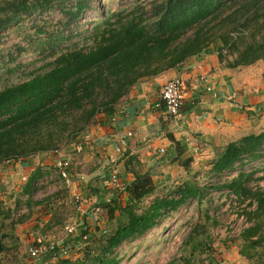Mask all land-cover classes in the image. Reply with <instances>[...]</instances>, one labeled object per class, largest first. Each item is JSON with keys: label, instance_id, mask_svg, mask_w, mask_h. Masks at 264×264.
<instances>
[{"label": "trees", "instance_id": "obj_1", "mask_svg": "<svg viewBox=\"0 0 264 264\" xmlns=\"http://www.w3.org/2000/svg\"><path fill=\"white\" fill-rule=\"evenodd\" d=\"M68 1L70 5L64 7ZM93 2L96 0H0V38L25 19L55 6L67 17V25L91 10ZM120 13H115V23L94 32L89 46L73 45L42 66L43 71L0 89V167L59 151L64 137L71 140L75 134H86V128L98 116L109 115L135 84L177 69L202 52L217 51L221 61L226 58L223 50L235 55L225 64L232 69L257 61L264 66V0H144ZM243 31H248V37L239 36ZM174 145L179 165L189 172L192 159L182 158L180 144ZM218 151L210 172H237L235 177L203 186L185 180L161 196L155 195L157 188L149 171H143L137 157L129 156L125 169L132 180L123 192L114 190L112 198L100 204L110 229L98 234L85 228L79 238H69L61 248L74 250L80 242H89L86 257L96 247L94 255L73 264H120L115 250L123 244L144 236L189 200L199 205L211 192L226 191L239 205L248 202L239 212L245 222L238 235L239 255L251 264H264V191L248 188L253 173L242 170L246 163L264 156V130L229 142ZM49 168L35 169L24 187L27 194ZM90 190L97 196L96 190ZM121 193L126 195L125 204L116 206ZM47 203L48 199H41L33 207L46 209ZM208 240L206 226L197 222L183 246L189 255L204 253ZM51 253L48 258L61 257L60 248ZM66 263L58 259L56 264Z\"/></svg>", "mask_w": 264, "mask_h": 264}, {"label": "rangeland", "instance_id": "obj_2", "mask_svg": "<svg viewBox=\"0 0 264 264\" xmlns=\"http://www.w3.org/2000/svg\"><path fill=\"white\" fill-rule=\"evenodd\" d=\"M140 1L144 0H96L91 10L83 12L78 19L67 25L65 24L67 17L62 15L59 6H55L51 11L25 19L9 29L10 33L0 38V89L23 82L43 71L42 66L73 45L89 46L95 31L115 23L116 12L120 13ZM70 3L71 1L64 2L62 5L68 7ZM39 29L42 30L40 34L36 32ZM248 35V31H243L239 36ZM232 36L236 37V34ZM234 56L228 53V58H224L223 62L226 64L232 61ZM250 66L254 67L255 75L253 73L251 77L256 87L264 86L263 63L257 61ZM262 91L264 97V89ZM259 94L261 95L260 92ZM261 105H264V102H261ZM244 112L248 126L232 141L264 130V114L261 111L260 116L252 111V115L247 114L248 110ZM91 127L92 125L86 129L89 130ZM71 137V140L70 136L64 137L58 145V154L67 161L65 162L69 180L70 175L74 178L81 176L83 171L88 172L90 168L88 164L81 165L85 163L84 157L90 151L89 146L85 147L83 153L75 154L76 145L83 143V140L79 133ZM222 148L224 146L218 150ZM220 152L217 151L216 154ZM58 154L54 152L37 154L0 167V264H56L58 259L67 260L66 264H73L79 259L92 257L97 248H91L87 257L84 249H89V242H80L74 250H67V255L61 257L48 258L52 253H46L32 258L29 250L37 244V239L43 246L52 241L59 244L63 239L69 241L70 239L64 238L67 225H72L76 229L71 241L79 238L85 228H92L94 233L99 234V231H108L112 226L107 220L104 222L106 212L105 215L99 212L101 207L96 204L98 202L97 200L95 202L96 195L93 191H89L88 197L83 196V199L78 195L74 196L69 183L61 178L56 167V160L60 159ZM216 154L212 160L192 158L189 172L179 167L178 174L174 172L170 179L156 175L154 181L158 188L155 195L161 196L170 190V187L173 188L185 180H196L203 186L223 183L235 177L237 172L220 175L210 172L211 162ZM102 164L104 162L99 166ZM37 167L52 169H47L48 174L39 177L33 184L31 194H27L24 187ZM104 167L106 165L101 167V170ZM242 170L245 173H253V177L247 183L248 188L264 191V156L246 163ZM121 197L116 206L124 204L126 196ZM41 199H48V208L33 207L34 202ZM247 203L239 205L236 198L226 191L211 192L199 205L196 201L189 200L176 212L164 217L144 236L126 242L116 249L115 253L121 259L120 264H202L206 259L216 264H251L238 253L240 246L238 235L245 227L244 219L239 216V212ZM197 222L206 226L209 240L206 242V252H194L193 255H189L183 243Z\"/></svg>", "mask_w": 264, "mask_h": 264}, {"label": "crops", "instance_id": "obj_3", "mask_svg": "<svg viewBox=\"0 0 264 264\" xmlns=\"http://www.w3.org/2000/svg\"><path fill=\"white\" fill-rule=\"evenodd\" d=\"M253 73L255 75L252 66L228 68L211 49L190 58L177 69L135 84L109 115L98 116L95 124L81 137L82 149L75 154L83 153L89 146L85 163L81 165L88 164L90 168L81 176L70 175L71 192L83 199V196L88 197L90 189L96 190L95 202L97 200L96 204L100 206L104 199L113 196L109 177L114 169L124 185L132 180V175L125 169L129 156L139 159L143 171H149L156 187V175L170 179L174 172L178 174L179 167L182 168L177 160L175 142L184 151L182 158L212 160L221 146L235 140L248 126L244 110H248V115L252 112L261 115L264 86L256 87L251 77ZM176 77L182 80L185 98L180 120L174 123L166 115L159 94L161 87ZM122 142L125 145L121 152L116 151ZM58 157L64 159L61 154ZM101 162L104 164L99 166ZM102 190L110 193L105 194ZM123 195L120 194V199ZM100 207V213L106 212ZM107 219L105 215L104 222ZM65 240L60 241L59 247L64 246Z\"/></svg>", "mask_w": 264, "mask_h": 264}, {"label": "built area", "instance_id": "obj_4", "mask_svg": "<svg viewBox=\"0 0 264 264\" xmlns=\"http://www.w3.org/2000/svg\"><path fill=\"white\" fill-rule=\"evenodd\" d=\"M222 55L227 57L228 56L227 51L223 50ZM184 96H185L184 87H183L182 80L180 78L176 77V78L170 79L161 87L159 99L161 103L164 105L166 115L174 123L175 122L177 123L180 120V114H181L180 112H181V108H182L183 101L185 98ZM124 145L125 144L122 142L121 147H117L116 151L121 152V148L124 147ZM75 149H76V152H80L82 149V144L78 143ZM58 153L59 151L54 152V154H58ZM160 153H163V150H160ZM56 162H57L56 167L59 170L61 178H64L66 183H69L70 181H69V176L67 175V163L60 159L57 160ZM109 183L112 189L117 190L119 192L124 191L125 185L119 181V178L117 176V171L115 169L112 171V174L109 177ZM106 201L108 202L109 198ZM97 211L98 209L96 210V212ZM75 231L76 229L74 226L67 225L65 227L66 234L64 238L69 239L73 237L75 234ZM83 238L86 239V237H83ZM36 242L37 244L31 247V249L29 250L30 256L32 258H36L40 254H46L48 252H52L56 248H60V253L62 256H65L68 253V251L65 248H61L58 246L59 242L52 241V242H49L47 246H43L39 239H37ZM202 264H216V263H212L209 259H206L203 261Z\"/></svg>", "mask_w": 264, "mask_h": 264}]
</instances>
